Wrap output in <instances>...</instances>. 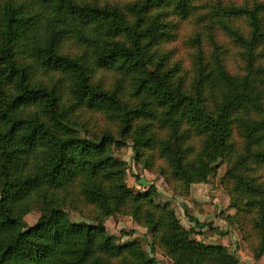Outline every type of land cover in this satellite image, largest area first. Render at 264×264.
Masks as SVG:
<instances>
[{
  "label": "trees",
  "instance_id": "16d2710c",
  "mask_svg": "<svg viewBox=\"0 0 264 264\" xmlns=\"http://www.w3.org/2000/svg\"><path fill=\"white\" fill-rule=\"evenodd\" d=\"M124 1L0 0V264H153L137 242L116 243L101 220L71 222L66 203L80 214L79 207H95L103 218L129 204L130 216L173 264H238L225 247L192 240L193 230L167 204L150 199L152 188L134 193L125 186L123 163L110 149L127 138L150 170L157 155L167 183L203 182L218 159L227 160L232 220L239 224V215L255 209L260 242L253 256L264 254V181L257 176L264 171V68L255 54L264 40V4L217 9L222 30L243 50V74L227 71L211 35L208 60L196 44L186 85L159 48L172 36L162 20L188 18L195 0ZM236 19L247 22V37L229 24ZM101 70L129 79L131 108L122 101L120 79L111 90L94 79ZM80 109L117 119L120 139L90 134ZM153 119L164 139L138 125ZM234 130L239 153L230 146ZM195 138L201 139L196 153L189 143ZM61 192L59 200L54 194ZM32 208L40 217L27 226L23 217Z\"/></svg>",
  "mask_w": 264,
  "mask_h": 264
},
{
  "label": "rangeland",
  "instance_id": "374dc122",
  "mask_svg": "<svg viewBox=\"0 0 264 264\" xmlns=\"http://www.w3.org/2000/svg\"><path fill=\"white\" fill-rule=\"evenodd\" d=\"M113 5L122 6L124 0H100ZM263 3L264 0H195L193 13L186 19H180L171 15L163 19L162 23L171 26V40L160 46L159 50L166 54V65L177 64L180 69L179 75L185 78L186 85L192 78L194 55L197 51L196 44L199 43L203 57L208 60L213 51L209 40L212 35L217 45L222 48L224 62L227 71L234 76H241L244 72V61L241 56L243 50L233 43L232 39L224 32L219 25L217 9L221 7L247 6ZM229 24L234 25L247 37L249 27L244 19H236ZM68 51V48H66ZM72 52V50H71ZM256 65L264 68V40L255 50ZM44 81H49L48 76L40 75ZM94 79L99 80L104 90H111L118 82L119 75L116 72L101 70L94 75ZM122 91H120L122 101L131 108L136 99L130 94L129 79H120ZM65 105H67L65 103ZM79 121L87 128L90 134L100 132H110L118 140V120L105 113L87 111L80 109L76 112ZM157 116L159 112H156ZM140 124H145L146 135L152 133L155 139L161 140L166 136L165 130H161L158 120H140ZM193 152L198 151L201 139L195 138L189 142ZM131 140L127 138L124 146H112L110 151L115 159L123 163L125 169L124 184L134 193H147L152 188V199L157 204H167L174 212L175 217L185 230H193L190 238L205 245H219L225 247L229 253H233L238 264H264V254L259 258H254L255 250L260 242L257 231L253 229L252 217L256 214L255 209L243 217L239 215V224L232 220L236 210L230 207L231 184L225 179L228 161L218 159L214 166V172L210 173L205 181L192 183L183 186L174 180L167 183L166 177L162 176L160 170L167 175L165 164L152 153L154 163L152 169L146 167L143 159L137 161L131 147ZM232 152L239 153L241 150V140L233 131L230 139ZM147 155V153H146ZM257 176L264 181V171H257ZM1 183V182H0ZM57 199L62 200V192L54 194ZM64 200V199H63ZM129 204H125L124 209L119 213H114L109 217H101L95 207H79V211L68 206L64 210L71 222H91V219H98L103 222L108 235L115 237L118 244L137 242L153 264H173L164 250L155 242L149 230L141 223L136 222L130 215ZM249 214V215H248ZM40 217V212L32 208L24 217L23 221L27 226H33ZM194 219V220H193ZM203 225V226H201ZM240 228V229H239ZM241 230V231H240ZM129 233L127 235L121 234ZM242 232V233H241ZM243 234V235H242ZM244 236V239H243Z\"/></svg>",
  "mask_w": 264,
  "mask_h": 264
}]
</instances>
